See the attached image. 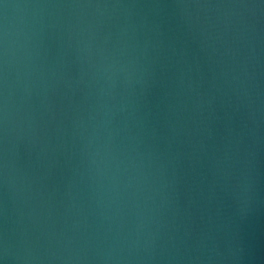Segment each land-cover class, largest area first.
Instances as JSON below:
<instances>
[{
  "label": "water",
  "instance_id": "obj_1",
  "mask_svg": "<svg viewBox=\"0 0 264 264\" xmlns=\"http://www.w3.org/2000/svg\"><path fill=\"white\" fill-rule=\"evenodd\" d=\"M0 264H264V0H0Z\"/></svg>",
  "mask_w": 264,
  "mask_h": 264
},
{
  "label": "clouds",
  "instance_id": "obj_2",
  "mask_svg": "<svg viewBox=\"0 0 264 264\" xmlns=\"http://www.w3.org/2000/svg\"><path fill=\"white\" fill-rule=\"evenodd\" d=\"M0 44H3V58L6 60L7 57V31L3 33V37H0ZM0 113H2V118L5 123L7 124V113H8V104H7V98H4V103L0 105Z\"/></svg>",
  "mask_w": 264,
  "mask_h": 264
}]
</instances>
